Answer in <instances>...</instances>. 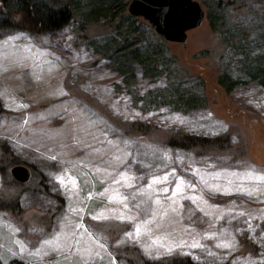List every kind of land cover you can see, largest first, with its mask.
Here are the masks:
<instances>
[{"label":"rangeland","instance_id":"1","mask_svg":"<svg viewBox=\"0 0 264 264\" xmlns=\"http://www.w3.org/2000/svg\"><path fill=\"white\" fill-rule=\"evenodd\" d=\"M67 1L73 16L59 30L0 25V142L30 170L23 189L0 173V198L18 195L20 211H0V264H142L171 254L264 264V86L243 72L238 43L208 23L219 13L251 31L250 45L264 40V0H195L205 17L185 45L167 43L171 79L135 62L132 75L119 70L104 46L115 36L108 18L80 26L75 4L88 0H40ZM16 10L0 6V22ZM223 72L235 80L229 90L217 83ZM178 80L203 88L205 100L186 107L150 93ZM135 120L228 133L231 147L195 154L151 144L125 132Z\"/></svg>","mask_w":264,"mask_h":264},{"label":"trees","instance_id":"2","mask_svg":"<svg viewBox=\"0 0 264 264\" xmlns=\"http://www.w3.org/2000/svg\"><path fill=\"white\" fill-rule=\"evenodd\" d=\"M16 6L8 20H1L0 25L21 27L33 34H46L61 29L72 18L70 2L57 7H48L40 0H0V6L8 9ZM81 11V27L88 20L97 21L100 17L108 18L115 36L106 40L105 47L112 49V62L126 75H132V64L138 63L149 75L167 74L169 79L176 73L175 60L168 55V41H165L149 25L142 26L136 21L138 19L128 11V4L123 0H88L87 4H75ZM10 11V10H9ZM219 13H210L208 23L210 29L223 37V42L238 43L235 47L242 56V69L247 73L249 79L257 80L264 86V40L255 39L250 45L248 38L252 33L248 29H240L237 25H226ZM84 20V21H83ZM105 25V23H104ZM261 31V30H260ZM259 31V32H260ZM257 37H264V31ZM118 38V39H116ZM253 40V39H252ZM234 79L226 72L217 77V83L225 90H229ZM174 85L166 92L154 91L156 95H162L164 99L171 100L181 106L191 107L205 100L202 91L189 87L182 80L174 81ZM204 85H202L203 87ZM125 132L144 137L146 142L170 149H177L195 154L222 153L230 146L228 133L216 135H204L189 133L181 130H169L157 125L135 120L123 122ZM0 173L6 179V186L10 188L23 189L26 183L14 180L10 174V168L15 165V157L10 153L6 143L0 142ZM10 174V176H9ZM8 188V187H7ZM0 211L9 212L13 217L20 213L18 208V195H4L0 198ZM142 264H199L188 255L171 254L160 259H142Z\"/></svg>","mask_w":264,"mask_h":264},{"label":"water","instance_id":"3","mask_svg":"<svg viewBox=\"0 0 264 264\" xmlns=\"http://www.w3.org/2000/svg\"><path fill=\"white\" fill-rule=\"evenodd\" d=\"M128 11L147 21L165 41L182 45L186 44L187 31L199 27L205 17L195 0H130ZM10 174L20 183L30 178L29 168L20 164L13 165Z\"/></svg>","mask_w":264,"mask_h":264},{"label":"snow or ice","instance_id":"4","mask_svg":"<svg viewBox=\"0 0 264 264\" xmlns=\"http://www.w3.org/2000/svg\"><path fill=\"white\" fill-rule=\"evenodd\" d=\"M262 179H264V178H262ZM166 181H167V177H164V178H163V181H160V180H153L152 183L155 184V183L166 182ZM60 182H61L62 184L64 183L63 180H61ZM181 183H182V182H181ZM165 191H167V189H165ZM137 233H139V229H137ZM154 243H155V242H154ZM192 246H193L194 248H195V247H199V245H197V244H193ZM224 247H228V245H224ZM168 251L170 252V251H172V249L169 248Z\"/></svg>","mask_w":264,"mask_h":264}]
</instances>
